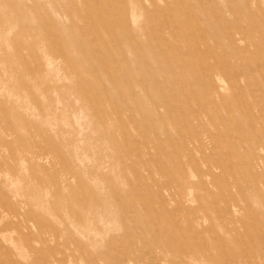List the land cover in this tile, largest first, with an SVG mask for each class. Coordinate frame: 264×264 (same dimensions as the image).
<instances>
[{"label": "rangeland", "instance_id": "obj_1", "mask_svg": "<svg viewBox=\"0 0 264 264\" xmlns=\"http://www.w3.org/2000/svg\"><path fill=\"white\" fill-rule=\"evenodd\" d=\"M0 264H264V0H0Z\"/></svg>", "mask_w": 264, "mask_h": 264}, {"label": "bare ground", "instance_id": "obj_2", "mask_svg": "<svg viewBox=\"0 0 264 264\" xmlns=\"http://www.w3.org/2000/svg\"><path fill=\"white\" fill-rule=\"evenodd\" d=\"M238 30V29H237ZM228 152V151H227Z\"/></svg>", "mask_w": 264, "mask_h": 264}]
</instances>
